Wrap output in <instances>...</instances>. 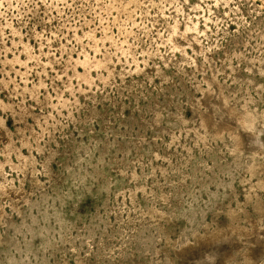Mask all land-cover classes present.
<instances>
[{"label":"rangeland","instance_id":"374dc122","mask_svg":"<svg viewBox=\"0 0 264 264\" xmlns=\"http://www.w3.org/2000/svg\"><path fill=\"white\" fill-rule=\"evenodd\" d=\"M0 264H264V0H0Z\"/></svg>","mask_w":264,"mask_h":264}]
</instances>
